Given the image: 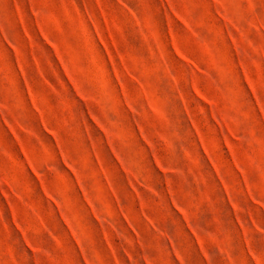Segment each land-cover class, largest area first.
<instances>
[{
	"label": "rangeland",
	"instance_id": "1",
	"mask_svg": "<svg viewBox=\"0 0 264 264\" xmlns=\"http://www.w3.org/2000/svg\"><path fill=\"white\" fill-rule=\"evenodd\" d=\"M0 264H264V0H0Z\"/></svg>",
	"mask_w": 264,
	"mask_h": 264
}]
</instances>
